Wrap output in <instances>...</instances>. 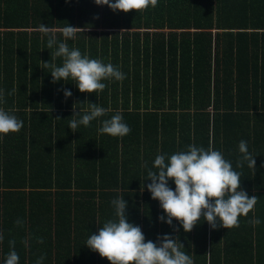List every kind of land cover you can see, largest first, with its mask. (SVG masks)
I'll return each instance as SVG.
<instances>
[{
  "label": "trees",
  "instance_id": "16d2710c",
  "mask_svg": "<svg viewBox=\"0 0 264 264\" xmlns=\"http://www.w3.org/2000/svg\"><path fill=\"white\" fill-rule=\"evenodd\" d=\"M42 24L125 79L102 81L99 93L53 82L44 63L61 66L62 58L46 48ZM68 24L81 28L74 39L60 32ZM0 89V107L23 121L19 132L0 134V264L10 240L19 264L42 255L43 264H110L85 243L115 218L117 197L145 241L178 236L194 264H264V0H158L127 13L94 0H0ZM64 89L72 95L65 98ZM90 102L107 114L73 132L74 111L83 115ZM117 112L131 132L98 133ZM241 140L256 170L246 162L236 168ZM189 144L222 151L242 173L241 188L259 197L238 228L212 229L201 218L185 232L175 219L171 226L158 219L164 212L147 189V171L156 155Z\"/></svg>",
  "mask_w": 264,
  "mask_h": 264
},
{
  "label": "clouds",
  "instance_id": "9594fccd",
  "mask_svg": "<svg viewBox=\"0 0 264 264\" xmlns=\"http://www.w3.org/2000/svg\"><path fill=\"white\" fill-rule=\"evenodd\" d=\"M94 3L98 6L107 5L113 12L127 13L130 10L143 12L149 7L155 8L158 0H94ZM80 29L68 24L60 32L65 39H74ZM40 31L48 37L46 48H55L51 53L52 57L62 58L61 66L44 63L43 68L51 69L53 82L72 81L82 93H99L107 86L102 81L122 82L125 79V74L113 64L91 59L78 48H69L66 42L58 41L55 31L46 25L42 24ZM63 91L65 98L72 95L68 89ZM14 92L15 89L8 95ZM3 103H6L5 93L0 89V104ZM107 111L97 103L90 102L83 115L74 111L68 127L76 132L79 126H90L93 120L105 116ZM22 127V120L12 111L0 107V134L16 133ZM97 131L122 138L131 132V128L123 121L122 114L117 112L111 118L102 120ZM238 150L241 156L236 162V168H242L246 162L248 168L256 170L255 156L249 152L247 141L241 140ZM241 176L242 173L234 170L232 162L224 158L222 151L215 150L211 145L205 149L203 146L189 144L186 150L171 155H156L152 168L147 171L146 179L151 180L147 184L151 198L159 201L164 212L158 219L170 226L175 219L185 232H190L201 218L212 229L240 226L239 217H247L259 199L255 195L249 196L241 188ZM169 180L174 182V190L169 186ZM111 204L115 210V218L106 220L97 233L90 234L85 245L91 251L107 258L110 264H194L193 258L182 250L184 245L180 243L178 236L173 238L170 234H164L158 236L156 242L145 241L141 227L127 220V201L124 197L113 199ZM248 223L256 227L261 221L253 217ZM16 224L19 226L22 221L18 219ZM174 230L178 232V229ZM3 239V234L0 233V241ZM37 242L43 243V238H37ZM15 243V240L9 241L11 250L4 264H19L20 257L15 251ZM23 243L25 247L28 246L27 239ZM44 259L43 255L40 256L36 264H43Z\"/></svg>",
  "mask_w": 264,
  "mask_h": 264
}]
</instances>
